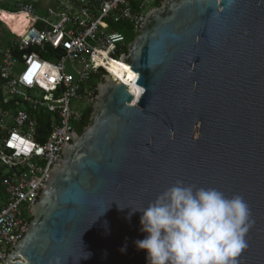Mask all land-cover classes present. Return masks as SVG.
<instances>
[{
  "label": "water",
  "instance_id": "1",
  "mask_svg": "<svg viewBox=\"0 0 264 264\" xmlns=\"http://www.w3.org/2000/svg\"><path fill=\"white\" fill-rule=\"evenodd\" d=\"M142 21L3 263L147 264L132 210L183 181L245 199L239 264H264V0H162Z\"/></svg>",
  "mask_w": 264,
  "mask_h": 264
},
{
  "label": "built area",
  "instance_id": "2",
  "mask_svg": "<svg viewBox=\"0 0 264 264\" xmlns=\"http://www.w3.org/2000/svg\"><path fill=\"white\" fill-rule=\"evenodd\" d=\"M161 1L0 0V264L26 229L66 131L85 111L73 101L90 105L93 75L109 76L108 61L124 55L128 43L115 26L139 28ZM8 15L22 18L19 33Z\"/></svg>",
  "mask_w": 264,
  "mask_h": 264
},
{
  "label": "clouds",
  "instance_id": "3",
  "mask_svg": "<svg viewBox=\"0 0 264 264\" xmlns=\"http://www.w3.org/2000/svg\"><path fill=\"white\" fill-rule=\"evenodd\" d=\"M132 212L141 213L144 238L134 244L147 264H239L248 247L251 211L239 194L176 181Z\"/></svg>",
  "mask_w": 264,
  "mask_h": 264
},
{
  "label": "trees",
  "instance_id": "4",
  "mask_svg": "<svg viewBox=\"0 0 264 264\" xmlns=\"http://www.w3.org/2000/svg\"><path fill=\"white\" fill-rule=\"evenodd\" d=\"M159 4H156V6H158ZM116 29L123 33L125 38H126V42L129 43L130 41L133 40V38L135 37V35L137 34V31H135L133 29V27L130 24L127 23H120L118 25L115 26ZM7 35H9V33H7ZM130 35V39H127ZM127 47H124L122 49V51L124 53H126ZM101 72L103 73L104 71L101 70ZM101 72H99L98 74L93 75V77L91 78V83L92 85L96 86L99 82H102L104 79L100 76ZM105 73V72H104ZM95 95H96V90H95ZM0 96H1V90H0ZM90 112H91V106H89L83 113V116L81 118V120L77 123L74 124V131H76L77 133H80L83 128L89 124V116H90ZM48 117L49 114L45 113L43 115H41V117L39 118V122H40V129L45 130L47 129V121H48ZM3 168L0 166V174L2 172ZM31 217L28 219L30 220Z\"/></svg>",
  "mask_w": 264,
  "mask_h": 264
},
{
  "label": "rangeland",
  "instance_id": "5",
  "mask_svg": "<svg viewBox=\"0 0 264 264\" xmlns=\"http://www.w3.org/2000/svg\"><path fill=\"white\" fill-rule=\"evenodd\" d=\"M19 19H21V22H18ZM12 28L14 29V31L18 32L22 30V28L24 27V23L22 22V18H12V20L10 19V21L8 22ZM127 39H130V35ZM73 104L78 108V109H83L86 110L89 107V104H87L86 102H75L73 101Z\"/></svg>",
  "mask_w": 264,
  "mask_h": 264
},
{
  "label": "bare ground",
  "instance_id": "6",
  "mask_svg": "<svg viewBox=\"0 0 264 264\" xmlns=\"http://www.w3.org/2000/svg\"><path fill=\"white\" fill-rule=\"evenodd\" d=\"M15 17L16 16L8 15L7 17H5V20L8 23L10 21V19L12 20V18H15ZM19 18H21V17H19ZM120 62L121 61H116V60L108 61L107 70L109 71L110 75H111V71H114L116 66L119 65Z\"/></svg>",
  "mask_w": 264,
  "mask_h": 264
}]
</instances>
